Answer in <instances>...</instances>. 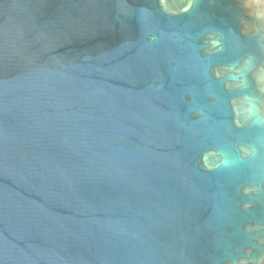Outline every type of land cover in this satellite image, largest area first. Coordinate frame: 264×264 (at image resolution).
Here are the masks:
<instances>
[{
    "label": "water",
    "instance_id": "obj_1",
    "mask_svg": "<svg viewBox=\"0 0 264 264\" xmlns=\"http://www.w3.org/2000/svg\"><path fill=\"white\" fill-rule=\"evenodd\" d=\"M0 264H264V0H0Z\"/></svg>",
    "mask_w": 264,
    "mask_h": 264
}]
</instances>
